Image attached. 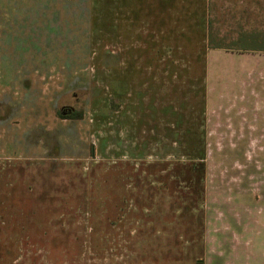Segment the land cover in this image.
Listing matches in <instances>:
<instances>
[{
    "label": "rangeland",
    "instance_id": "obj_1",
    "mask_svg": "<svg viewBox=\"0 0 264 264\" xmlns=\"http://www.w3.org/2000/svg\"><path fill=\"white\" fill-rule=\"evenodd\" d=\"M0 264H264V0H0Z\"/></svg>",
    "mask_w": 264,
    "mask_h": 264
},
{
    "label": "crops",
    "instance_id": "obj_2",
    "mask_svg": "<svg viewBox=\"0 0 264 264\" xmlns=\"http://www.w3.org/2000/svg\"><path fill=\"white\" fill-rule=\"evenodd\" d=\"M123 8V7H122ZM127 10V9H126ZM118 11V14H119V10L117 9ZM129 14L131 15V18L129 19L130 21H134V11H128ZM124 13L121 12V16L123 15ZM178 15V14H177ZM122 18V17H121ZM123 19V18H122ZM128 21V20H127ZM181 24V23H180ZM179 24V25H180ZM178 25V27H172V25H164L163 28H160V26L158 27V23L156 25V29H153L151 30L150 28L149 31L152 33V37L153 39L155 40L153 43V45L155 47H157V49L165 52L164 50H166L168 47L170 49V51H166L168 52V54H170L169 56H177L181 58V55H183V59H185L186 61H188V43H187V39H188V36H189V30H187V27L185 25V27H182V28H179L180 26ZM118 33L120 36H124L123 35V31H119L118 30ZM200 38H201V34H200ZM123 40V38H121ZM167 40V42H166ZM132 41V40H131ZM172 41V42H170ZM200 44H198L199 48L201 49L202 48V39L199 40ZM132 43H134V41H132ZM198 43V42H197ZM121 46H123V44H121ZM134 45L132 44H127V48L124 50L123 47H120L121 49H119L118 51L120 53H125V51L127 50H133L134 52ZM149 45L147 44V49ZM199 52H201L199 50ZM155 52L152 53V55H154ZM180 55V56H179ZM256 58V57H255ZM153 59V58H152ZM177 59V58H176ZM259 60V58H258ZM153 61V60H152ZM257 66L260 68V64L258 62H256ZM249 67V66H248ZM258 67H255L256 69H258ZM258 84H260V82H258ZM259 261V260H258Z\"/></svg>",
    "mask_w": 264,
    "mask_h": 264
}]
</instances>
